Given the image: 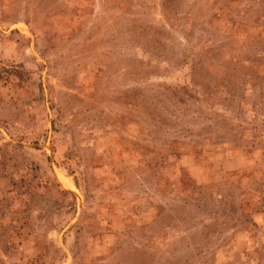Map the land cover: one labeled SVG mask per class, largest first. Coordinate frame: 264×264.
Segmentation results:
<instances>
[{
    "label": "rangeland",
    "instance_id": "1",
    "mask_svg": "<svg viewBox=\"0 0 264 264\" xmlns=\"http://www.w3.org/2000/svg\"><path fill=\"white\" fill-rule=\"evenodd\" d=\"M0 264H264V0H0Z\"/></svg>",
    "mask_w": 264,
    "mask_h": 264
}]
</instances>
